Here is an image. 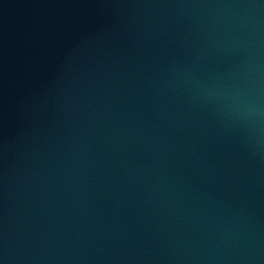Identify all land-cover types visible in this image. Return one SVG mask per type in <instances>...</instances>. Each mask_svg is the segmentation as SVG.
I'll use <instances>...</instances> for the list:
<instances>
[{
    "label": "water",
    "instance_id": "1",
    "mask_svg": "<svg viewBox=\"0 0 264 264\" xmlns=\"http://www.w3.org/2000/svg\"><path fill=\"white\" fill-rule=\"evenodd\" d=\"M0 264H264V0H0Z\"/></svg>",
    "mask_w": 264,
    "mask_h": 264
}]
</instances>
